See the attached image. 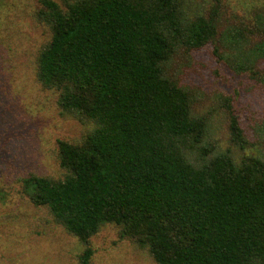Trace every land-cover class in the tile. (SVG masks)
<instances>
[{
    "label": "trees",
    "instance_id": "16d2710c",
    "mask_svg": "<svg viewBox=\"0 0 264 264\" xmlns=\"http://www.w3.org/2000/svg\"><path fill=\"white\" fill-rule=\"evenodd\" d=\"M38 3L36 81L89 130L57 141V177L31 174L22 190L82 246L81 264L105 225L155 264H264V114L247 135L237 91L212 87L206 110L182 77L207 49L264 99V5L243 20L222 0Z\"/></svg>",
    "mask_w": 264,
    "mask_h": 264
},
{
    "label": "rangeland",
    "instance_id": "374dc122",
    "mask_svg": "<svg viewBox=\"0 0 264 264\" xmlns=\"http://www.w3.org/2000/svg\"><path fill=\"white\" fill-rule=\"evenodd\" d=\"M188 1L194 9H204L211 2ZM222 3L227 16L249 20L264 0ZM38 8V0H0V264H81L82 246L51 222L46 209L34 207L22 190L23 179L31 174L57 177L62 172L57 141L79 140L89 130L87 122L61 114L56 94L36 81L35 54L43 36L31 14ZM195 60L192 69L183 73L184 82L200 88L206 110L217 106L212 87L230 85V92L239 94L244 110L241 123L248 135V116L264 114L262 95L255 98L249 93L251 86L233 78L207 49ZM216 119L215 137L226 146L224 122L219 116ZM90 247L89 264H155L146 250L121 237L113 225L103 226Z\"/></svg>",
    "mask_w": 264,
    "mask_h": 264
}]
</instances>
